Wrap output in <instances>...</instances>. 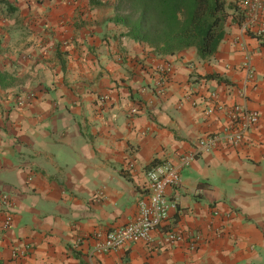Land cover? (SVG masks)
<instances>
[{
    "label": "crops",
    "instance_id": "obj_1",
    "mask_svg": "<svg viewBox=\"0 0 264 264\" xmlns=\"http://www.w3.org/2000/svg\"><path fill=\"white\" fill-rule=\"evenodd\" d=\"M225 1L206 60L134 43L111 21L114 0L0 7V264H264V35L235 23L242 0ZM234 104L258 115L241 144L200 153L165 191L175 208L160 231L198 233L196 248L97 254L96 235L135 218L147 166L229 127Z\"/></svg>",
    "mask_w": 264,
    "mask_h": 264
},
{
    "label": "built area",
    "instance_id": "obj_2",
    "mask_svg": "<svg viewBox=\"0 0 264 264\" xmlns=\"http://www.w3.org/2000/svg\"><path fill=\"white\" fill-rule=\"evenodd\" d=\"M78 0H65L66 4H74ZM242 15L240 29L251 33L255 37L264 35V0H242L238 6ZM243 68L248 78L253 77V70L248 58L243 60ZM21 104V101H19ZM210 111H208L209 113ZM230 126L218 134L199 138L192 149L182 155L177 162L159 163L144 171L148 194L137 203V214L133 220L124 226L96 235L97 247L95 252L99 255L117 250L125 245L142 242L151 244L155 248L172 247L184 244L188 250H194L200 242L198 233L189 231L167 230L160 231V227L167 218L169 210L175 208L173 202L167 201L165 191L175 189L180 184L179 172L202 152H207L218 144L229 147H238L248 130L257 123L258 115L255 111L247 109L244 105L234 104L226 110ZM0 199L5 204L6 196ZM6 215L4 226L9 223ZM153 234L158 237L153 239Z\"/></svg>",
    "mask_w": 264,
    "mask_h": 264
},
{
    "label": "trees",
    "instance_id": "obj_3",
    "mask_svg": "<svg viewBox=\"0 0 264 264\" xmlns=\"http://www.w3.org/2000/svg\"><path fill=\"white\" fill-rule=\"evenodd\" d=\"M112 23L124 28V36L145 45L156 56H172L193 49L199 60L213 56L224 36V23L231 9L225 0H114ZM6 12L13 8L0 0ZM235 13L240 25L242 15ZM249 36L255 37L249 34ZM206 79L224 82L216 75ZM156 165L151 163L146 169Z\"/></svg>",
    "mask_w": 264,
    "mask_h": 264
}]
</instances>
